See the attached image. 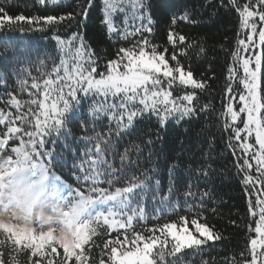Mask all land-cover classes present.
Wrapping results in <instances>:
<instances>
[{"label": "snow or ice", "instance_id": "1", "mask_svg": "<svg viewBox=\"0 0 264 264\" xmlns=\"http://www.w3.org/2000/svg\"><path fill=\"white\" fill-rule=\"evenodd\" d=\"M61 2L36 0L46 10ZM230 5L239 30L220 115L251 219L244 250L223 264H264V0H230ZM94 7L95 0H78L72 11L59 15L13 16L0 6V33L50 32L60 53L50 65L40 61L45 71L39 76L18 69L17 75L26 78L8 91L9 53L18 61L30 53L18 44L0 49L5 86L0 96V264H184L186 254H200L225 239L202 211L208 192L198 206L181 208L172 199V187L167 194L161 193L159 180L153 187V170H132L131 154L139 153L140 145L122 153L116 148L144 118L155 117L163 127L210 107L200 103L208 80L196 78L184 62L190 49H204L175 27L195 20L188 12L173 14L161 44L153 38L155 21L146 0H101L102 24L110 38L123 42L106 58L83 33L58 34L73 22L79 27ZM88 99L82 127L90 123L95 134L79 137L84 150L73 164L75 184H70L57 172L63 157L56 147L72 135L69 126ZM103 121L106 131L97 132ZM184 195L196 194L189 187ZM147 199L155 202L151 213ZM169 214L175 218L168 219Z\"/></svg>", "mask_w": 264, "mask_h": 264}, {"label": "trees", "instance_id": "2", "mask_svg": "<svg viewBox=\"0 0 264 264\" xmlns=\"http://www.w3.org/2000/svg\"><path fill=\"white\" fill-rule=\"evenodd\" d=\"M78 0H62L60 6L48 5L47 10L36 3V0H0V6L5 7L9 14L15 16L59 15L72 11ZM150 5L152 18L155 21V42L163 44L166 39V30L170 26L173 14L181 15L188 12L195 23L178 21L176 30L186 35L189 40L198 42L203 52L196 48L189 50V57L184 62L190 63L196 78L208 80L209 90L201 93L200 103L209 104L210 107L192 119L177 123L169 120L160 127L155 117L144 118L138 122L135 130L125 134L116 144L117 150L122 153L125 147L138 144L139 153L133 151L131 159L136 161L132 170L139 172L151 169L149 172L153 187L159 180V189L167 194L169 187L173 188L172 199L179 202L181 208L188 205L198 206L200 196L208 192L204 198V215L208 222L215 225L223 233L225 239L216 242L212 248H204L200 254H186L184 264H202L209 260V264H223L226 257L238 254L244 250L248 238V223L251 217L248 214V195L240 182V176L235 167L236 156L227 147L230 133L224 130V118L220 115L226 104L224 89L228 66L232 63L231 51L236 47L239 19L237 13L231 8L230 0H146ZM96 7L89 10L86 18H80L81 24L77 27L73 22L67 29L58 33L66 38L73 32L84 34L87 42L97 51V54L111 58L118 47L123 46L122 41L111 37L101 22V0H95ZM53 33L32 31L26 33L8 32L0 33V49L7 45H17L23 52L30 53L28 59L13 57L9 53L7 63V89L14 91L19 79L26 78L24 73L17 75V70L26 68L33 76H39L45 71L40 65L45 60L48 65L60 53L53 40ZM4 63L0 57V65ZM103 59L100 61L101 70ZM3 69L0 68V71ZM5 86L0 82V96H3ZM91 99L82 102V107L75 113L71 128L72 135L67 139L61 138L56 150L61 153L63 160L58 174L70 184H75L71 177L73 164L79 163L80 153L84 150V142L79 137L94 135L89 123L87 129L82 127L87 117V109ZM106 121L97 126L96 131H106ZM152 143L148 144L147 141ZM67 145V147H65ZM115 163L119 166L118 156ZM169 169H172L171 173ZM200 169L208 171L204 176ZM190 190L194 197H185ZM255 194H253L254 198ZM187 200V204H185ZM148 210L151 213L155 202L147 199ZM213 209L215 211L213 212ZM183 214V212H181ZM168 219L175 217L169 214ZM235 221V224L232 223ZM151 223V222H150ZM163 223V220H161Z\"/></svg>", "mask_w": 264, "mask_h": 264}, {"label": "water", "instance_id": "3", "mask_svg": "<svg viewBox=\"0 0 264 264\" xmlns=\"http://www.w3.org/2000/svg\"><path fill=\"white\" fill-rule=\"evenodd\" d=\"M226 103H227V100H226Z\"/></svg>", "mask_w": 264, "mask_h": 264}, {"label": "rangeland", "instance_id": "4", "mask_svg": "<svg viewBox=\"0 0 264 264\" xmlns=\"http://www.w3.org/2000/svg\"><path fill=\"white\" fill-rule=\"evenodd\" d=\"M249 55H250V53H249Z\"/></svg>", "mask_w": 264, "mask_h": 264}]
</instances>
